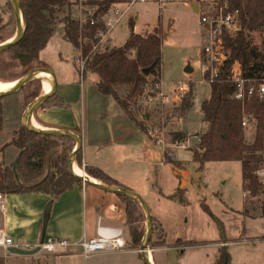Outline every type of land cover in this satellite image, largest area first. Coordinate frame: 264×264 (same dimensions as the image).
<instances>
[{
	"label": "trees",
	"instance_id": "trees-1",
	"mask_svg": "<svg viewBox=\"0 0 264 264\" xmlns=\"http://www.w3.org/2000/svg\"><path fill=\"white\" fill-rule=\"evenodd\" d=\"M19 1L25 14L26 30L22 39L2 55L17 60L21 67L30 70L32 63L39 58V53L46 48L49 40L62 26V38L73 46L75 52L80 51L82 56L87 58L84 76L86 73L95 74L98 91L113 97L131 120L146 131L135 110L139 109V98L150 86L160 82L162 76L160 33L157 30L148 34L136 33L134 23L130 21V33L122 46L93 50L99 43L97 34L105 30L104 24L99 21L95 24L87 22L80 25L75 16L74 0ZM112 2L93 1L91 4L97 6L95 16L104 14ZM228 2L231 9L239 11L240 28L233 34H223L227 58L220 67L218 77L210 84L209 97L202 101V121L207 124V129L193 150V159L200 166L210 161L241 162L242 188L253 198L263 196L259 216L264 219V182L256 174L264 163V98L254 94L246 95L242 100L236 99V86L231 80V69L235 63H239L242 76L246 80L258 82L264 79V0ZM2 22L0 17V30L5 27ZM254 32H262V48L250 42V35ZM144 68H151L148 75L142 72ZM122 91L124 95L121 94ZM41 94H32L31 102ZM23 98L27 107L31 102L26 101L24 96ZM48 101L49 105L68 107L56 94L49 97L45 103ZM192 106L191 90L181 98V103L175 106V115L183 117ZM245 116L253 118L251 124L255 127V133L252 140L247 138L246 127L242 125ZM2 125L3 111L0 104V129ZM184 138L185 132L179 131L175 132L173 139ZM11 143L19 149V155L11 165L0 163V193L42 192L56 200L76 183L82 184L70 173L68 167V158L76 144L72 138L42 135L22 126L14 132ZM79 154L80 150L75 160L81 166ZM167 162L177 167L181 165V162L168 158ZM85 172L103 183L118 185L98 167L86 166ZM184 189H180L178 193L181 201L184 200ZM118 196L125 204L126 226L132 239L131 245L139 248L143 233L136 226L137 219L134 217V208L138 202L127 196ZM202 207L209 212L208 205L202 203ZM153 222L154 230L157 222L154 219ZM154 240L151 236V247L164 245L163 235L159 240ZM213 264H231L229 254L222 249Z\"/></svg>",
	"mask_w": 264,
	"mask_h": 264
},
{
	"label": "rangeland",
	"instance_id": "rangeland-1",
	"mask_svg": "<svg viewBox=\"0 0 264 264\" xmlns=\"http://www.w3.org/2000/svg\"><path fill=\"white\" fill-rule=\"evenodd\" d=\"M216 1L229 0L193 1L191 4L193 3L195 10L187 0H173L166 5L154 2L138 3L133 6L130 12L131 18L129 20L126 18L117 25L102 42L100 48L122 46L130 33V21L134 22L136 33L148 34L154 30L160 33L162 38V76L160 81H163L162 90L167 95L168 102L163 104L161 99L157 98L156 91L150 86V89L139 98L137 104L139 109L135 110V114L138 120L145 123L151 144H155L157 138L163 140V144L153 146L155 148L149 156L148 162L155 164L150 167V172L153 175L152 181L155 183V175H157L158 187L160 184L162 186L170 185L171 180L174 179L177 188L181 185L186 189L183 201L176 189L172 192L175 200L161 206V211L168 220L166 223L167 239L173 242L180 238L198 245L193 249L196 259L201 256L202 261L199 260L198 264H206V254L212 256L213 252L217 250L216 247H212V243L219 240L248 239L249 244L240 245V248L237 246L236 249L230 248L229 251L233 253L234 264H237L241 258L249 264L254 257L264 256V252H260V249H254V240L264 234V219L259 216L260 202L263 196L253 198L244 192L241 162L210 161L203 166L195 162L193 150L197 147L198 142L195 135H201L207 129V124L202 121L200 110L197 106L194 108V103L183 117L175 115L174 112L175 106L181 103L182 98L172 93L179 82L190 81L194 102L197 97L203 99L205 91L209 87L207 83H201V70L204 61L203 47L206 43V36L199 32L198 27L200 15L209 10L211 3ZM135 14L138 17L136 19ZM0 17L3 19L2 24H5V27L0 30L1 43L10 39L19 26L18 16L11 0H0ZM61 31L62 26L58 28L46 48L39 53V58L32 63L33 67L30 70L34 68L51 69L55 75L57 93L61 90L63 79L76 78L78 81H82L85 93H89V104H91L90 98L93 90L96 91L94 81L97 80V76L92 73H86L84 76L76 68L74 64L76 52L73 46L62 38ZM249 39L252 44L259 48L263 47L262 32L252 33ZM188 67L192 69L190 72L186 71ZM30 70L21 67L17 60L0 54V82L16 81ZM42 87L43 82L33 80L27 83L19 94L24 96L26 101L31 102L32 94L44 93ZM121 94L124 95L123 91ZM107 98L112 100L111 97ZM49 104L50 101L44 103L39 109L45 108ZM144 117L149 118L148 121H145ZM43 126L44 123L41 124V127ZM179 131L185 132L186 138H189V147H176V141L173 138L175 132ZM254 133V125L246 126L248 139L252 140ZM164 152L167 156L166 161L168 158L181 162L179 166L181 169L172 163H162ZM262 166L264 167V163ZM80 167L85 171L86 166L81 163ZM259 179L264 182V177ZM142 198L149 208L154 207L151 198L144 195ZM202 203L208 205L209 212L203 209ZM134 217L137 219L136 226L139 227L144 237L147 222L145 213L139 204L134 208ZM125 234L131 244L132 239L127 226ZM162 235L163 229L157 223L152 238L157 241ZM188 242L180 241V244ZM141 243L138 245L139 248ZM149 248H151L150 244ZM236 250H239L237 254ZM238 254L240 255L238 256Z\"/></svg>",
	"mask_w": 264,
	"mask_h": 264
},
{
	"label": "crops",
	"instance_id": "crops-1",
	"mask_svg": "<svg viewBox=\"0 0 264 264\" xmlns=\"http://www.w3.org/2000/svg\"><path fill=\"white\" fill-rule=\"evenodd\" d=\"M191 2L193 1H188L195 10ZM130 18L129 14L127 20ZM136 18H138L137 14H135ZM55 94L68 107L48 105L36 110L37 112L33 113L32 118L36 119L35 121L40 125L44 123L42 128L67 129L78 132L82 136L79 158L84 166L98 167L113 178L119 186L129 188L141 196H148L152 199L154 207H150V211L153 219L163 229L165 241L164 245L151 247L153 263L198 264L201 256L196 259L195 252H193V249L198 245L180 238L173 242L167 239L166 223L168 220L161 211V206L175 200L173 191L177 189L179 193L180 189L184 188L181 185L177 188L174 179L171 180L170 185H166L167 187L161 184L158 187L157 175H155V183L152 181L153 175L150 172V167L155 164L149 163L148 160L155 148L153 146L157 145L151 144L145 123L143 125L146 131L131 120L113 97L101 94L97 87L96 91L93 90L91 94V104H89V93H85L84 84L76 78L63 79L60 92L56 91ZM209 94L210 85L205 91L203 99L197 97L195 102L193 100L194 108L197 106L201 117L202 101L207 99ZM17 95L20 94L16 93L0 98L3 111V125L0 129V163L4 165H11L19 155V149L11 142L14 132L23 126L22 117L26 105L23 96ZM107 97H111L112 100ZM148 119L144 117L145 121ZM201 135H195L198 142ZM166 157L164 152L162 163L167 162ZM75 163L77 164L76 160ZM50 200L53 203L44 228L45 209ZM0 228H4L15 241L32 246L38 244L43 235L44 239L65 238L79 241L97 235H112L118 230L123 231L127 240L125 249L100 252L88 258H85L79 249L61 248L55 254L39 251L34 255L15 253L5 255L0 251V264H144L140 248L133 247L125 234L126 211L123 200L117 194L105 192L91 185L76 183L72 189L64 192L56 200L42 192L3 194ZM256 238L254 249L264 252V234ZM180 241L188 243L180 244ZM244 244H249V240L238 238L212 243V247H216L217 250L213 252L212 256L206 254V264H213L222 249H225L229 254L231 264H234L233 253L229 250H231L230 248L236 249L237 246L240 248V245ZM257 244L259 246H256ZM236 251L237 254L239 250ZM241 259L237 264H247V261ZM241 261L243 262L240 263ZM249 264H264V256L254 257Z\"/></svg>",
	"mask_w": 264,
	"mask_h": 264
},
{
	"label": "built area",
	"instance_id": "built-area-1",
	"mask_svg": "<svg viewBox=\"0 0 264 264\" xmlns=\"http://www.w3.org/2000/svg\"><path fill=\"white\" fill-rule=\"evenodd\" d=\"M75 16L80 25L90 22L95 24L102 22L105 30L100 31L99 43L93 50L100 49V45L107 38L108 34L119 25L125 18L128 17L134 5L138 3L154 2L159 5H166L173 0H112L110 8L101 15H96L97 6L91 4L93 1L102 2L105 0H74ZM240 28V19L238 9H231L228 1L212 2L209 10L202 13L199 19L198 30L205 34L206 43L203 47L204 61L202 63V80L201 83L211 84L219 75L220 67L227 58V50L223 41V34H233ZM87 58L82 56V53L76 52L74 64L76 68L84 74ZM231 80L236 86L234 97L238 100L244 99L246 95L252 96L258 94L260 98H264V79L261 81L246 80L242 76L239 63H235L231 69ZM248 84V85H247ZM156 91L158 98L165 104L168 102V97L164 93L163 81L155 83L151 86ZM191 91L190 81H181L173 90V94L183 97ZM253 122L251 116H245L242 121L243 126H248ZM176 147H189V138L183 140H175ZM157 145L163 144L162 138H157ZM258 177H264V167L256 171ZM3 208V194L0 193V209ZM39 247L40 251L47 254H55L59 249H79L85 258L100 252H110L122 250L127 247V240L124 237L123 231L118 230L112 235L104 236L97 235L91 238H84L79 241H71L65 238H46L36 245L15 241L4 228H0V251L5 254H11V248L30 250Z\"/></svg>",
	"mask_w": 264,
	"mask_h": 264
},
{
	"label": "water",
	"instance_id": "water-1",
	"mask_svg": "<svg viewBox=\"0 0 264 264\" xmlns=\"http://www.w3.org/2000/svg\"><path fill=\"white\" fill-rule=\"evenodd\" d=\"M11 1H12L13 6H14V9H15L17 16L18 15L21 16L22 23H21L20 28H19V26L17 28V30H19L18 34H17V30H16L15 34L10 39L0 43V54L8 51L13 46H15L22 39V37L24 36L25 30H26L25 14H24V11H23V8H22L20 1L19 0H11ZM150 69L151 68H144V69H142V72L145 75H148L150 73ZM191 70L192 69L190 67L186 68L187 72H190ZM39 71L49 72L53 77L54 86H53V89L50 93L44 92L43 94L38 96L34 101H32L26 107L25 112H24L23 117H22V125L26 129H28L29 131H32L34 133H38V134H42V135H52V136H58V137L72 138L75 141L76 145H75V148L73 149V151L71 152V154L68 158V167H69L70 173L77 180L81 181L83 184L94 186V187L101 189L105 192H110V193H114L117 195L130 197V198H132L138 202V204L142 207V209L145 213L146 222H147V229H146L145 235L143 237V240H142V243L140 246L141 257H142L144 264H154L153 261L151 259H149L145 254L146 249L149 248V242H150V239H151V236L153 233L154 222H153V217H152L150 208H149L148 204L146 203V201L142 198V196L139 195L137 192H135L129 188L123 187V186L106 184V183L101 182L98 179H96V181H92V180H89L88 178H85V177H82V176L75 174L73 171V163H75L76 155L82 147V136L78 132L73 131V130H67V129L32 128L29 126L28 121L32 117L33 113L37 109H39L45 103V101L49 97L53 96L57 91L56 79H55V75H54L53 71L51 69H48V68H34V69L28 71L26 74H24L23 76H21L19 79L16 80L17 84L14 86V88H12L11 90H9L7 92L0 93V98L19 93L22 90L24 85L35 80L34 76ZM52 203H53V201L50 200L46 206V209H45L44 228H45L47 221H48V218H49V213L51 210ZM43 240H44V235H43L41 241H43ZM10 251L12 253L19 254V255H34L40 251V248L35 247L33 249H30V250L11 248Z\"/></svg>",
	"mask_w": 264,
	"mask_h": 264
},
{
	"label": "bare ground",
	"instance_id": "bare-ground-1",
	"mask_svg": "<svg viewBox=\"0 0 264 264\" xmlns=\"http://www.w3.org/2000/svg\"><path fill=\"white\" fill-rule=\"evenodd\" d=\"M18 22H19V28L22 23L21 16L18 15ZM19 30H17L18 34ZM35 80L43 81L45 86L43 87V91L46 93H50L54 86V80L52 75L49 72L46 71H39L34 76ZM17 84V81H10V82H0V93L7 92L14 88V86ZM36 120V119H35ZM32 117L29 119L28 124L32 128H42L41 125L36 122ZM73 171L75 174L88 178L89 180L96 181V179L90 175H88L78 164L73 163ZM146 256L151 259V252L150 248L146 249L145 251Z\"/></svg>",
	"mask_w": 264,
	"mask_h": 264
}]
</instances>
